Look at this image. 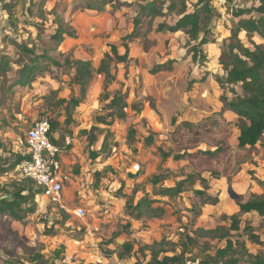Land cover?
<instances>
[{
  "label": "rangeland",
  "instance_id": "obj_1",
  "mask_svg": "<svg viewBox=\"0 0 264 264\" xmlns=\"http://www.w3.org/2000/svg\"><path fill=\"white\" fill-rule=\"evenodd\" d=\"M117 1L91 10L88 0H0V63H7L8 83L24 67L37 66L31 84L16 86L14 100L0 108V185L12 188L22 179L18 167L5 172L1 166L26 150V133L36 119H49L53 132L75 135L62 150L72 174L62 203L49 202L36 187L29 201L33 211L22 222L11 221L29 246L44 247L42 260L33 262L22 248L8 245L3 240L7 227L0 220V264H146L158 250L183 258L173 264L188 259L221 264L216 252L228 237L236 247L244 242L253 252L264 248V210L243 212L239 206L254 200L252 194L264 196V138L248 152L239 151L246 162L221 179L201 174L185 159L161 154V149L174 152L176 147L170 140L175 116L177 123L210 118L220 100L219 58L237 23L226 0H211L212 14L201 13L200 37L208 29L207 37L215 40L202 45L208 56L203 62L194 60L191 50L198 38L166 28L180 17L181 0L169 12L159 4L167 14L147 15L136 26L135 16L147 0ZM185 1L187 11H193L197 0ZM58 15L76 34L60 44L51 39L63 26ZM240 37L251 46L245 32ZM253 39L262 42L257 34ZM80 59L91 60L95 69L104 59L107 67L95 73L84 97L71 82L72 63ZM114 96L126 102L124 118L115 113ZM70 106L75 107L73 122L67 121ZM227 118L236 145V118ZM93 152L100 154L94 157ZM231 188L237 199L230 196ZM143 196L163 205L165 215L137 219L129 214L127 203ZM77 207L85 209L83 217L74 214ZM233 220L239 229L230 230L227 238L196 233L199 227L228 229ZM116 231L121 234L113 237ZM124 242L133 247L121 259Z\"/></svg>",
  "mask_w": 264,
  "mask_h": 264
},
{
  "label": "trees",
  "instance_id": "obj_2",
  "mask_svg": "<svg viewBox=\"0 0 264 264\" xmlns=\"http://www.w3.org/2000/svg\"><path fill=\"white\" fill-rule=\"evenodd\" d=\"M251 6H241L236 0H226L230 14L237 19L234 28L231 29V35L226 43V49L223 50L220 63L222 65V74L216 75V81L222 90L220 100L223 104L221 111L213 112L212 117L202 118L199 120H184L177 123L176 116L173 119L175 129L171 132L170 140L175 144L174 152H167L161 149L164 158L172 156L175 160L185 159L194 166L198 172L207 173L212 179H221L229 177L236 166L246 162L240 159L239 151H249L255 147L259 141L264 138V0H249ZM117 0H88L86 8L91 10H103L107 5L117 3ZM120 4H125L120 1ZM181 15L175 24H167L166 28L170 32H176L184 29L191 39H199L197 45L192 46L193 59L198 61L208 60V56L204 54L202 45L209 42H215L207 37L208 29L204 31V35L200 37L202 30L201 13L212 14L211 0H197L196 7L193 11H187L185 0H181ZM168 8L167 12L172 11L176 6V0H147L141 5V10L135 16V26L139 23V19L145 16H163L167 14L163 6ZM75 6V10L77 9ZM58 22L63 25L65 19L58 15ZM162 29V25H161ZM245 32L248 36L251 46L246 45L240 34ZM257 34L262 42L253 39ZM76 36L74 30L69 24L63 25L51 35V39L60 44L65 36ZM30 50V49H28ZM104 59L98 69H95L91 60H76L72 64L75 67V73L71 78V82L80 87L81 96H85L87 86L91 83L95 73L107 71ZM25 68V67H24ZM22 69L19 77L14 82L7 79V63H0V108L7 102L15 98L14 88L19 85H30L34 78L36 64H31L26 69ZM33 72V74H32ZM115 113L124 118L126 113L124 107L126 102L122 97L114 96L111 100ZM75 107L66 108L67 121L73 122V112ZM229 110L237 115L236 127L239 130L238 143L236 145L231 142L230 121L224 115V111ZM87 132V131H83ZM92 140L89 142L91 145ZM0 147L4 144L0 141ZM100 153L93 152L96 157ZM245 155V154H244ZM0 158L3 159L2 155ZM25 158L20 153L15 154L14 160H7L1 169L5 172L14 170L19 163ZM10 161V162H9ZM9 162V163H8ZM4 168V169H3ZM36 185L31 179L22 178L16 186L6 188L0 185V220H4L7 229L3 234V240L13 247L22 248L29 254L30 260L38 262L43 258V246L31 247L20 236L19 232L12 228L11 221L22 222L25 220L29 212L33 211V207L29 205L30 198L33 197ZM38 192L41 189L37 187ZM202 193V191H196ZM254 200H248L245 203L240 202L241 211L264 210V196L252 194ZM154 200L147 199L145 196L140 198L137 203L130 201L126 205L129 214L139 219L143 218H161L165 215L166 209L163 205H155ZM234 218V216H233ZM239 229L233 220V224L224 229L220 226L213 228L199 227L196 233L200 235H208L210 237H225L231 235L230 230ZM121 233L116 231L113 237L119 236ZM234 246L232 240L228 237L226 243L217 249L216 255L221 264H264V248L258 249L256 252L250 251L244 242H239ZM123 253H118L121 259L127 258L128 253L132 250V244L124 242ZM61 253L57 251V256ZM182 260V257H173L162 255L160 251H152L151 258L146 264H173L175 260ZM184 261V260H183ZM182 261V262H183ZM49 262V261H47ZM54 263V261H51ZM99 264V263H95Z\"/></svg>",
  "mask_w": 264,
  "mask_h": 264
},
{
  "label": "built area",
  "instance_id": "obj_3",
  "mask_svg": "<svg viewBox=\"0 0 264 264\" xmlns=\"http://www.w3.org/2000/svg\"><path fill=\"white\" fill-rule=\"evenodd\" d=\"M49 119H36L26 133V158L18 165L22 178L31 179L41 189V194L53 204H61L63 189L72 180V174L62 160L63 148L57 143ZM67 145L72 140L66 137ZM74 214L85 215L83 207H77ZM185 264H201L200 259H188Z\"/></svg>",
  "mask_w": 264,
  "mask_h": 264
},
{
  "label": "crops",
  "instance_id": "obj_4",
  "mask_svg": "<svg viewBox=\"0 0 264 264\" xmlns=\"http://www.w3.org/2000/svg\"><path fill=\"white\" fill-rule=\"evenodd\" d=\"M179 31H181V30H179ZM179 31H177V32H179ZM231 35V34H230ZM230 35H229V37H230ZM219 63H220V58H219ZM221 65V64H220ZM221 67H222V65H221ZM222 72H223V69H222ZM221 72V73H222ZM217 82V81H216ZM219 84V83H218ZM219 88H220V86H219ZM204 93H207V92H204ZM222 108H223V104H222V102L219 100V98H218V101H217V103L215 104V106H214V109H213V112H218V111H221L222 110ZM224 115L227 117V116H230L232 119H233V117H235L236 118V121H237V115L235 114V113H233L232 111H229V110H225L224 111ZM202 118H204V116H201V117H198V118H191V119H186V120H199V119H202ZM53 134H54V136H55V138L57 139V143L59 144V145H61L62 143H63V145L61 146L62 148H69L70 146H71V144H72V142H71V144H69V145H67L66 144V142H65V139H66V137H69V138H71V140H72V138H73V140L75 139V135H73V136H70L69 134H61V133H57V132H53ZM232 142V141H231ZM232 144H234V143H232ZM26 151H27V147H26V150L22 153V155H24L25 156V158H26ZM61 160H62V162H63V164H64V166L68 169L69 168V165H70V163H71V161H70V158L69 157H67V156H65V153L63 152V154H61ZM18 167V166H17ZM114 183H116V182H114ZM116 189V188H115ZM123 205H124V203H123ZM15 226V225H14ZM15 228H17V227H15ZM16 230V229H15ZM253 252V251H252ZM102 262V261H101Z\"/></svg>",
  "mask_w": 264,
  "mask_h": 264
},
{
  "label": "water",
  "instance_id": "obj_5",
  "mask_svg": "<svg viewBox=\"0 0 264 264\" xmlns=\"http://www.w3.org/2000/svg\"><path fill=\"white\" fill-rule=\"evenodd\" d=\"M229 194L234 199H237L239 197L232 188L230 189Z\"/></svg>",
  "mask_w": 264,
  "mask_h": 264
}]
</instances>
